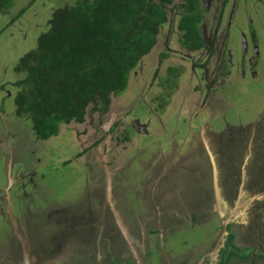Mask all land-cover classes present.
I'll return each mask as SVG.
<instances>
[{
  "label": "rangeland",
  "instance_id": "obj_1",
  "mask_svg": "<svg viewBox=\"0 0 264 264\" xmlns=\"http://www.w3.org/2000/svg\"><path fill=\"white\" fill-rule=\"evenodd\" d=\"M31 2V0H17L8 11L0 12V87L5 86L4 91L0 90V138L7 142L6 146L0 143V149L4 150L3 156H6L0 158V160L2 159L0 161V187L5 190L3 194L10 199L9 202L7 200V203L10 204L14 216L19 214L15 207V198L19 195H25V204L22 210L24 221L22 223H30L32 226L38 225L37 236L40 239L39 247H35L33 233L29 229L25 230L24 236L27 238L29 251L34 249L33 252H38L39 254L36 255L39 256V261L44 264H76L78 257L76 254L74 255L75 251H73V243L76 238H78L80 245H85L82 252L86 255L91 247L86 242L91 244L92 239L97 246L98 235L101 232L96 228L90 237L88 235L90 225L87 220L89 218L86 208L83 207L88 204L85 200L88 191L89 198L96 199L99 188L104 187L112 193L111 206L118 208L119 213L117 212V214L120 215L126 225H130L132 222L131 226L135 224L134 229L136 230L140 225L145 224V230L150 231V220L154 222L155 218H158L155 204L159 205V208L165 211L168 216L167 210H170V204H176L178 200L182 201V198L183 200H190L198 195L201 198V188L205 190V195L213 194L215 180L212 172L213 170L216 172L218 169L224 171L220 167V162L224 159L220 157L221 154L216 152L214 155L212 154L205 128L201 129L199 122L196 124V120H198L196 116L192 119L189 115L190 111L194 110L193 102L197 100V95L194 94L197 87L192 92L195 80L193 78L188 79L189 69L191 70L189 57L186 54H184L185 56L180 54L181 52L179 53L177 48L176 39L179 34L172 32L174 37L168 41L171 28H174L176 21H179V18L174 16V18L170 17L169 25L166 26V29L164 28L165 30L158 38L157 46L143 59L130 76L128 88L119 95V98L114 100L110 111L111 115L104 119L103 123L98 122V118L89 116L83 124L61 125L56 136L45 141L39 140L35 136L30 122L15 115L14 97L17 90L12 84L23 77L22 73L15 69L20 59L36 48L38 37L48 30L47 20L50 19L53 11L71 5L72 0H35L32 2L33 4ZM212 2L214 4V0ZM28 3L32 5L26 13L20 19L11 22V25L6 28L18 11L27 6ZM237 4H239L240 10L245 9V15L250 14V17L258 22L255 25L256 28L251 27L247 16H241L244 11H240L241 14H237L231 28H227L229 34L228 48L233 51L234 58L240 57L243 54L242 43L246 40L248 51L245 60H248L254 56L252 55L249 32L256 33L260 38L256 42L259 47V55L255 56L256 68L249 67L248 71L246 64L245 80L248 88L244 84L239 85L232 81L226 84L223 90H220L211 100L214 105H209L211 107L209 112L212 113H208L205 109L201 113V121L202 127H205L207 122L210 129L209 133L218 135V137L228 133V126L232 127L233 131L242 138L241 143H235L230 152H227L230 147L229 144H218V152L223 153V158L233 155L237 158V163L243 162V165L245 161H255L258 158L259 161L255 164L257 169L251 175L250 180L252 187L264 188V20L262 21L263 26H261V20H258L255 15L254 0H246V7H243L241 2ZM209 12L206 23L207 29L211 28L213 17L216 18L217 16V12ZM259 13L264 18V11ZM225 19L223 18V21L226 22ZM222 26L224 25L222 24ZM163 42L168 45L169 50L162 46ZM159 45L166 50L163 53L167 58L158 65V71L155 73L157 79L151 81V72L155 69L156 57L161 49L158 47ZM180 65L181 67L175 72L173 68L176 69ZM253 70L257 72V78L252 79ZM197 74L198 77L201 76V73L197 72ZM153 100L158 101L157 107L155 102L151 103ZM151 109L156 111L157 116H153L149 112L152 111ZM211 117H213L212 124L211 120H208ZM136 118L140 120L138 121L141 123L140 125L149 124L148 135H139L136 131L131 130L130 126H135ZM250 125L252 126L248 127ZM165 127L168 128L167 132ZM173 127H177L180 131L177 132L174 141L169 143V136L174 130ZM164 128L165 132H162ZM111 129L113 132H110ZM123 129L127 130L126 135L122 131ZM250 134L256 137L252 147L249 146ZM126 136L129 137L124 140ZM207 136L213 138L211 134ZM103 138L108 145L107 147L103 145L104 161L116 165L110 166L109 164V166L104 167L94 156L96 143ZM169 144L179 147L177 159L173 160L174 164L181 163L183 158L189 154L195 153L197 155L196 168L191 169L189 166V170L194 172H186V169L182 170V173L176 174L175 172L172 173L173 168L165 170L166 173L162 172V178L158 179L155 190L151 194L147 188L142 190L145 187L141 189V186H138L140 180L149 178L147 177L148 174L145 173L149 171V167L147 170L145 169V174L141 169H138V172H142L143 175L140 178L136 175L138 179L135 181L132 179L125 180L121 176L122 181H120L118 180L119 175L114 174L113 168H120L126 162L131 163L136 155L144 163H146L148 156H155V159H161V156L168 158L171 155ZM235 167L238 165L235 164ZM197 170H200L202 175L193 177ZM90 171L98 174V178L94 182L96 184H92L89 179ZM18 172L23 173L25 179L27 178L24 180L25 183L22 186L15 185L8 188L6 180L15 179ZM29 173L32 175L26 176ZM11 183L12 180H10ZM150 183L148 181V184ZM19 190L20 193L14 194V191ZM198 191L200 193H197ZM260 195L261 193L257 195L258 198ZM117 196H120L122 203H116ZM99 202L97 205L96 202H93V206H90L91 211L96 212V214L99 213L101 207V202ZM209 202L210 200L204 199V203L208 204ZM7 210L8 212L5 208H0V249L2 244L6 243V231L9 232V229H6V220L9 218L10 212L9 209ZM222 211L223 216L219 215V219L213 218L219 224L226 222L224 217L226 218L227 214L224 209ZM203 219H207V217H203ZM100 222L102 223V221ZM12 227L14 231L16 230V226L11 225V232L13 231ZM105 228L103 231L107 233L106 237L110 238V227ZM199 231L198 228L193 230V237L192 233L187 234L185 231H178L175 237L181 241L180 243L195 242L199 240V236L196 235ZM150 233L152 234V231ZM248 236L252 241L255 240L261 244L262 250H264V241L261 240H264V226L258 225L256 231L249 233ZM247 241L248 237L246 243H248ZM220 242L222 243V240ZM13 244L14 242L8 248L6 256H0L7 259L6 264H10V262L21 264V251L16 244ZM172 245L173 243L169 247L167 244L165 251L168 252ZM158 248L161 252L159 257H162L164 248L161 246ZM217 248L219 249L220 246ZM248 250L252 251V249ZM15 251L19 253L15 254ZM148 252H152L148 256L150 261L154 257L156 258L155 250ZM152 255L154 256L152 257ZM15 256L17 258H14ZM258 260L264 264V261ZM237 261L234 260V264H253L251 261L241 263H237ZM158 264L160 263L158 262Z\"/></svg>",
  "mask_w": 264,
  "mask_h": 264
},
{
  "label": "flooded vegetation",
  "instance_id": "obj_2",
  "mask_svg": "<svg viewBox=\"0 0 264 264\" xmlns=\"http://www.w3.org/2000/svg\"><path fill=\"white\" fill-rule=\"evenodd\" d=\"M238 2H241L243 4V7H246V0H214V4L212 0H200L199 10L202 14L203 19L199 27V49H196L195 51H189L186 49L185 41H187V32L178 30V23H180V20L182 19L181 17H178L179 21H176L175 27L171 28V31L168 34V41L174 37V33L172 32H177L179 34V37H177L176 39V45L179 53L181 52L180 54H182L183 56H185L184 54H186L190 59L189 62L191 70L189 69L188 79L193 78L195 80V86L192 89V92L197 87L194 92V94L197 95V100L193 102L194 110L190 111L189 115L192 119H194V117L196 116V119H198L196 120V124H198L199 122L201 129L205 128L204 130L205 132H207V134L205 133L206 138L208 139L210 148H212V154L214 155V152L221 154L220 157L224 159L220 162V167L224 171L222 172L221 169H218V171L216 170L215 172V170H213L212 172L213 178L215 180L214 193L205 195V190L201 188V198H199V195L190 200H183L182 198V201L178 200L176 204H170V210H167V212L169 213L168 216L165 211H162L159 208V205L155 204L158 212V218H155L154 222L150 220V231H146L144 228L145 224L140 225L139 228H136V230L134 229L135 224L134 226H131L132 222L130 225L125 224L124 220H122L120 215L117 214V212L119 213L118 208L111 206L112 193L107 189H105L104 187L102 189L99 188V192L97 195L98 197L96 199H90L88 196V191L86 195L87 197L85 198L88 204H85L83 206L86 208L87 216L89 218V220H87L90 225L88 235L90 237V234L92 232H95L96 228L101 232H99L100 235H98L99 239L97 246L96 242H93L92 239L91 244L86 242L87 245L91 246L86 255L82 252V249L85 245H80L78 238H76L75 242L73 243V251H75L74 255L76 254L78 257L76 264H158V262L160 264H220L223 260V250L226 248L230 236H232V243L236 249L231 254H229L228 264H234V260H238L237 263L251 261L253 264H263V262L260 263L258 260L260 259L264 261V250H262L263 246L255 240L252 241V239L248 236L249 233L256 231L258 225L262 227L264 226V191H262V189L264 188L252 187V181L250 180L251 175L254 174V171H256L257 169V166L255 164L258 163L259 159L257 158L255 161H245V164L243 165V162L237 163V158L233 155H231L232 157L228 155L224 156L223 158V153L218 152V144H229L230 147L227 152H230V150L233 149L235 143H241L242 138L238 136L235 131H233L231 126H228V133L226 135H222L221 137H218V135L215 136L213 133H209V124L206 122L204 125L205 127H202L203 123L201 121V113L205 109V111H207L208 113H212L209 112V109L211 108L209 105L213 104L211 103V100L214 99V96L217 95L220 90H223L226 84H229L232 81L236 82L239 85L244 84L248 88V84L245 80L247 72L245 68L246 64L247 69L249 67L256 68L255 56L259 55V47L256 42L260 39L256 33L252 31L249 32V35L251 37L252 55L254 56H252L248 60H245L248 51L246 40L242 43L243 54L240 57L234 58L233 51L228 48L227 39L229 34L227 28H231L237 14H241L240 11H244V14H242L241 16H247L251 27L253 26L254 28H256L255 25L258 22L256 20L254 21V18L252 19L250 17V14L245 15V9L240 10V6L239 4H237ZM254 4L256 5L255 15L258 20H261L260 25L263 26L262 21L264 20V18H262L263 15L259 12L264 11V0H254ZM209 11L217 12V16L216 18L213 17L211 28L207 29L206 23L210 13ZM175 13L179 16L185 15V12L183 10H180L179 12L170 11L169 22L171 21L170 17L172 18ZM223 18H226V22L223 21ZM169 22L167 23V26L169 25ZM222 24L224 26H222ZM225 27L226 29H224ZM165 29L163 28V30ZM157 43L154 48L157 46ZM160 45L158 47H161V49L159 50L156 57L157 63L155 64L154 71L152 70L151 72V81L152 79H157L155 73H157L158 71V65L165 61H160V56L164 54L163 52H165L167 49H170L164 42L162 43V46H165L166 50ZM180 67L181 65L179 67H176V69H173L176 72ZM197 72L201 73L200 77H198ZM253 78H257V72H255V70L252 71V79ZM154 102L156 103L157 107V105L159 104L158 101L153 100L151 103ZM149 112L153 116H157L156 111L152 110ZM213 117L208 119L211 120V124ZM136 120L140 121L137 118ZM142 125L144 126L138 127L139 131H136L134 125L130 127L133 132L136 131L139 135H148L149 124L147 125L143 123ZM251 126L252 125L248 127ZM165 128L162 132H165ZM173 129H171L173 131L170 133L169 143H172L174 141L176 134H178L177 132L180 131L177 127H173ZM122 131L125 135L127 134L126 129H123ZM167 131L168 128H166V132ZM208 134L213 135V138L208 137ZM249 138V146L252 147V143L255 142L256 137L250 134ZM0 143H3L5 146L7 145V142L1 138ZM103 145L105 147L108 146L105 143V138L100 139L96 143V154L94 156H96V159L101 165H104V167H106V165L109 166L110 162L106 163V161H104L105 154ZM170 146L171 155L168 158H164V156H161V159H155V156H148L146 163H144V161L139 159V156L136 155L135 159L131 163L126 162L124 166H120V168L117 169L113 168L112 170L114 171V174L119 175L118 180L120 181H122L120 179V176L125 180L132 179L135 181L140 178L143 175L145 169L147 170L149 167V171L145 172L146 174H148L147 177L149 178H143L142 180H140V182H138V186L140 185L141 189L145 187L142 190H145L147 188L149 193L151 194L155 190L157 181L162 178V172L166 173L165 170L173 168L172 173L175 172L176 174H180V172L182 173V170L187 169L186 172L189 171V173H192L194 171L190 170L192 168H196L197 166V162L195 160L198 157L195 153L189 154L184 157L181 163L174 164L173 160L177 159V155L179 154V147H176L174 145ZM106 150L108 149L106 148ZM3 152L4 150L2 149L0 151V158L6 157L5 155L3 156ZM155 164H157V166H154ZM235 164L238 165V167H235ZM189 166L191 167L190 170ZM250 166L251 168H249ZM138 169H141L143 173L138 172ZM89 173L91 174V176L89 177L91 183L96 184L94 182L97 180L98 174L93 171H90ZM31 175L32 173H29L26 176L30 177ZM136 175H138V178L136 177ZM193 175V177H199V175H202V173L200 172V170H197ZM16 176L17 177L15 179H10L12 180L11 184L9 179L6 180L8 188H11L15 185L22 186L25 183L24 180L27 179H25V175L21 172H18ZM114 178H116V175H114ZM148 181H150L151 183L148 184ZM148 185L150 186L148 187ZM195 185L198 186L196 183ZM4 191L5 190H2V187H0V208H5L7 212V209H9L10 216L6 220V229H9V232L8 230L6 231V243L2 244L1 246L0 255L6 256L8 248L10 247L11 243L14 242V244H16L21 251V264H44L39 261V256L36 255L38 252H33L34 249H32L33 251H29L28 241L24 236L25 230L29 229L34 235V246L39 247L38 244L40 239L37 236L38 225L32 226L30 223H22V221H24L22 210L25 204V195H19V197L15 198V207L18 209L19 214L18 216H14L12 215L13 212L11 211L12 209L10 204L7 203V200L9 202L10 199L3 194ZM258 192L261 193L259 198L257 195L260 193ZM17 193H20V190L14 191V194ZM197 193H200V191H198ZM204 199H208L210 200V202L206 204L204 203ZM97 200L98 202H101V207L98 211L99 213L96 214V212L91 211L90 206H93V202H96L97 205ZM116 203H122L120 196L116 197ZM219 209L221 210V213L219 212ZM222 209H224L227 217H224V219H226V222H224L223 224H219V222L217 220H213V218L216 217V219H219V215L223 216ZM203 217H207V219H203ZM100 221H102V223ZM11 225L16 226L15 231L13 227V231H10ZM104 226L108 228L110 227V238L106 237L107 233L103 231L105 228ZM166 228L167 233L165 234ZM196 228H198L200 231L197 232V234L195 233L199 236V240L195 242L180 243L181 241H179V239L177 240L175 237L178 231H185L187 234L192 233L191 235L193 237L194 233L192 231ZM224 228L226 231L225 233L223 231ZM151 231L152 234L150 233ZM247 237L248 243H246ZM220 240H222V243L220 242ZM261 240L264 241L263 239ZM172 243L173 245L171 246V248H169V251L166 252L165 246L168 244V246L170 247ZM181 245H183V247H181ZM159 246L164 248L162 257H159V255H161V252L158 248ZM217 246H220V248L218 249ZM248 249H252V251H249ZM152 250H155L154 253H156V258L154 257L150 261V259H148V256H150L152 252L150 253L148 251ZM17 253L19 252L15 251V254ZM4 256H0V264H6L7 259L4 258ZM153 256L154 255H152V257ZM14 258H17V256H15ZM143 259L144 261H142ZM155 260L156 262H154ZM10 264L15 263L10 262Z\"/></svg>",
  "mask_w": 264,
  "mask_h": 264
},
{
  "label": "trees",
  "instance_id": "obj_3",
  "mask_svg": "<svg viewBox=\"0 0 264 264\" xmlns=\"http://www.w3.org/2000/svg\"><path fill=\"white\" fill-rule=\"evenodd\" d=\"M15 1L0 0V12L8 11ZM199 2L72 0L71 5L54 10L36 48L16 66L23 77L12 84L17 90L15 115L29 121L42 141L56 136L61 125L83 124L89 116L103 123L111 115L114 100L128 88L134 70L154 50L170 11L185 12L184 16L174 15L183 19L178 30L187 32V50L199 49L203 19ZM31 3L22 7L6 28L20 19ZM166 58L162 54L160 61ZM0 88L5 90L3 85ZM235 249L230 236L220 264H228Z\"/></svg>",
  "mask_w": 264,
  "mask_h": 264
},
{
  "label": "water",
  "instance_id": "obj_4",
  "mask_svg": "<svg viewBox=\"0 0 264 264\" xmlns=\"http://www.w3.org/2000/svg\"><path fill=\"white\" fill-rule=\"evenodd\" d=\"M134 124H135V129H136V131H139V130H138V127H139V126H144V125H140V123H139L138 121H135ZM223 231H224V233L226 232V231H225V228L223 229Z\"/></svg>",
  "mask_w": 264,
  "mask_h": 264
},
{
  "label": "crops",
  "instance_id": "obj_5",
  "mask_svg": "<svg viewBox=\"0 0 264 264\" xmlns=\"http://www.w3.org/2000/svg\"><path fill=\"white\" fill-rule=\"evenodd\" d=\"M107 163V162H106ZM113 165H116L115 163H111V166H113ZM176 234H178V233H176Z\"/></svg>",
  "mask_w": 264,
  "mask_h": 264
},
{
  "label": "bare ground",
  "instance_id": "obj_6",
  "mask_svg": "<svg viewBox=\"0 0 264 264\" xmlns=\"http://www.w3.org/2000/svg\"><path fill=\"white\" fill-rule=\"evenodd\" d=\"M219 212L221 213V210L219 209Z\"/></svg>",
  "mask_w": 264,
  "mask_h": 264
}]
</instances>
